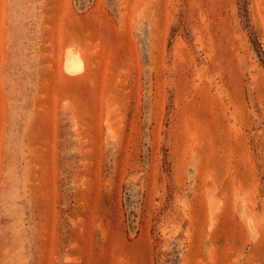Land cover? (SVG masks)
Masks as SVG:
<instances>
[{"label":"rangeland","instance_id":"1","mask_svg":"<svg viewBox=\"0 0 264 264\" xmlns=\"http://www.w3.org/2000/svg\"><path fill=\"white\" fill-rule=\"evenodd\" d=\"M0 264H264V0H0Z\"/></svg>","mask_w":264,"mask_h":264},{"label":"bare ground","instance_id":"2","mask_svg":"<svg viewBox=\"0 0 264 264\" xmlns=\"http://www.w3.org/2000/svg\"><path fill=\"white\" fill-rule=\"evenodd\" d=\"M64 64L67 72L69 71L70 73H77L82 69L81 60L70 53H67V55L65 56Z\"/></svg>","mask_w":264,"mask_h":264}]
</instances>
